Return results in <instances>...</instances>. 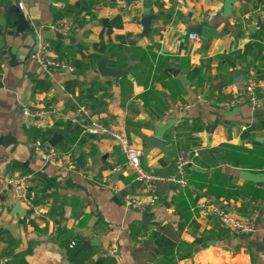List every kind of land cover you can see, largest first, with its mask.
Listing matches in <instances>:
<instances>
[{"label": "crops", "instance_id": "1", "mask_svg": "<svg viewBox=\"0 0 264 264\" xmlns=\"http://www.w3.org/2000/svg\"><path fill=\"white\" fill-rule=\"evenodd\" d=\"M10 1L22 4L36 43L6 29L0 0V52L10 47L17 62L9 67L5 56L0 79V252L23 254L27 264H72L68 245L79 239L93 249L88 264H264V104L243 100L225 110L212 102L249 76L264 83V0H84L93 5L76 19L65 12L83 0ZM148 15L156 18L142 35ZM60 21L73 24L68 36L51 29ZM195 26L214 36L203 42L187 33ZM41 41L73 71L40 73L30 53ZM100 61L124 75L101 76ZM37 80L49 88L34 92ZM22 105L55 112L28 118ZM79 106L160 178L173 174L178 150L195 151L187 187L176 193L159 181L156 206L127 208L135 173L116 140L71 123ZM54 134V147L72 154V171L44 164L33 150L37 140L50 146ZM151 137L163 148H147ZM14 172L29 176L24 215L14 213L7 185ZM206 201L254 221L256 232L233 234L201 207Z\"/></svg>", "mask_w": 264, "mask_h": 264}, {"label": "built area", "instance_id": "2", "mask_svg": "<svg viewBox=\"0 0 264 264\" xmlns=\"http://www.w3.org/2000/svg\"><path fill=\"white\" fill-rule=\"evenodd\" d=\"M18 7L20 10L23 9L22 4H18ZM213 15L214 13L211 14V16ZM72 25L71 22L60 21L52 25L51 29L55 33L65 37L70 34ZM188 40L196 42L199 38L195 34H190ZM30 57L36 62L40 73L46 76H51L53 73L58 72L73 71V68L66 62L57 60L50 55V44L47 41L39 42L30 53ZM197 99L199 100L200 98L198 97ZM243 100H246L252 108L262 107L264 104V83L253 75L249 76L242 87L231 90L228 99L212 102L228 110L237 106ZM185 108H188V106ZM21 112L25 117L36 118L45 113H54L55 108L53 105H49L48 110L45 111L44 109H31L22 105ZM71 123L78 125L83 134L110 136L118 142L121 152L126 157L127 165L134 171L135 180L138 183L135 193L125 198V206L127 208L144 212L148 208L156 206L159 203L156 183L159 181H164L173 186L176 193H179L187 187V167L192 163L193 159L197 157L195 151L188 149L178 150L174 159L173 174L166 178H160L153 172L145 170L141 165L140 153L128 149L120 134L105 128L98 119L93 117L85 106H79L77 108V117L73 118ZM242 129L244 130L245 127ZM33 150L44 164H59L67 171H72L74 169V162L70 151L59 152L56 147H45L40 140L34 142ZM116 170L117 168L113 169V171ZM28 179L29 176L22 172H14L7 179L11 197L20 206H31L27 197ZM201 207L207 208L211 215L215 216L219 222L229 228V230L237 236H249L257 230V224L254 221L232 214L222 206L220 207L206 201ZM117 254L116 250H112L111 255L117 256ZM10 261L9 257L0 252V264H11Z\"/></svg>", "mask_w": 264, "mask_h": 264}, {"label": "water", "instance_id": "3", "mask_svg": "<svg viewBox=\"0 0 264 264\" xmlns=\"http://www.w3.org/2000/svg\"><path fill=\"white\" fill-rule=\"evenodd\" d=\"M127 5H129L131 2L135 0H123ZM4 4V17H5V27L6 29L10 30V32H13L14 38H18L19 36H28L33 44L35 45L36 39L34 37V31L30 26V23L25 19L23 12L19 9L17 3H13L10 0H5ZM156 17L153 15L144 16L140 22L139 25L142 28V35H147L150 32V25L151 22ZM187 33H196L198 34L203 42L206 41L209 35L214 36V30L208 27H202V26H195L192 28H189L187 30ZM9 58L8 66L14 67L16 65V55L12 53V50L10 47H5L2 52H0V79L3 76L4 68L2 67V64L4 62V57ZM97 70L101 76L104 77H112L115 79H118L124 75V71L122 70H116V69H109L106 67V64L104 61H100L97 65ZM238 81V80H235ZM59 142V135L54 134L52 138L48 141V144L52 147L56 146ZM147 148H150L152 146L159 147L160 149L163 148L162 142L155 137H151L146 142ZM14 213L17 215H24V211L21 209L19 204H16L14 207Z\"/></svg>", "mask_w": 264, "mask_h": 264}, {"label": "trees", "instance_id": "4", "mask_svg": "<svg viewBox=\"0 0 264 264\" xmlns=\"http://www.w3.org/2000/svg\"><path fill=\"white\" fill-rule=\"evenodd\" d=\"M263 1V0H262ZM93 2L90 1H80L73 8H70L69 11L65 12L67 16H71L76 19V17L81 12H89ZM77 21V20H76ZM249 47V46H248ZM49 88V84H47L44 80L35 81L34 92L46 91ZM219 91L222 89V86H219ZM2 232L0 231V237ZM187 249V248H186ZM189 250V249H187ZM93 249L91 246L84 241L81 240H72L68 245V260L72 264H88L91 259ZM190 252V250L188 251ZM4 255L10 258L11 264H27L24 260V255L19 253H14L13 250L9 249L4 252ZM110 258H100L92 264H113L111 263Z\"/></svg>", "mask_w": 264, "mask_h": 264}]
</instances>
